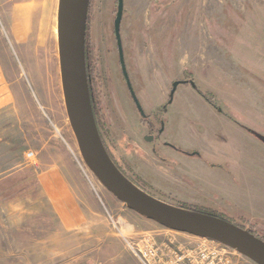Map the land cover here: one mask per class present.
Masks as SVG:
<instances>
[{"label":"rangeland","instance_id":"374dc122","mask_svg":"<svg viewBox=\"0 0 264 264\" xmlns=\"http://www.w3.org/2000/svg\"><path fill=\"white\" fill-rule=\"evenodd\" d=\"M151 1L123 0L120 36L144 113L155 114L154 128L165 121L159 152L179 174L154 157L155 144L143 141L148 129L118 63L116 0H94L88 21L89 89L103 147L121 174L133 185L139 178L140 190L155 200L174 208L210 209L237 223L246 218L264 235V0H215L211 13L195 9L193 0L184 11L173 8L161 18L149 10ZM58 2L0 0V61L15 95L14 115L5 121L11 131L9 154L0 173V264H139L126 242L143 239L178 256L196 248L215 253L197 264H255L220 244L166 229L128 210L87 169L64 104ZM201 33L219 55L213 54L219 70L205 61L209 50L202 54L196 48L203 43ZM188 47L193 56L201 55L200 63L207 62L188 69L196 87L214 95L221 113L184 86L162 116L152 112L182 78L173 75L178 55ZM149 48L154 61L149 54L146 62ZM195 57L190 63L197 64ZM163 142L199 156L174 152ZM56 175L71 183V215L74 209L84 217L54 210L49 195L57 191L55 183L46 184L47 195L40 199V185Z\"/></svg>","mask_w":264,"mask_h":264},{"label":"water","instance_id":"95a60500","mask_svg":"<svg viewBox=\"0 0 264 264\" xmlns=\"http://www.w3.org/2000/svg\"><path fill=\"white\" fill-rule=\"evenodd\" d=\"M89 0H59L57 37L66 115L83 163L96 180L136 214L166 229L196 236L264 264V242L234 224L211 216L170 207L145 194L121 174L107 155L92 112L85 66V36ZM123 0H117L113 30L127 86L138 110L123 64L120 24ZM178 83L173 84V91ZM172 91V93H173ZM142 113V112H141Z\"/></svg>","mask_w":264,"mask_h":264},{"label":"flooded vegetation","instance_id":"af4514ba","mask_svg":"<svg viewBox=\"0 0 264 264\" xmlns=\"http://www.w3.org/2000/svg\"><path fill=\"white\" fill-rule=\"evenodd\" d=\"M185 1L186 0H152L151 1V6L149 7V10L161 15L159 17V18H161L165 13L169 12L173 8H174L175 12L184 11V9L187 6V2H185ZM190 1L192 2L193 0H190ZM177 2H179L180 4L176 5ZM198 2H199V0H197V3ZM94 8H95L94 0H89V2H88V14H87L86 36H85V66H86V76H87L88 88L90 86L89 85V80H90L89 79V75H90V63L89 62L90 61H89V49H88V42H87V39H88L87 38V35H88V21H89V13L93 12ZM115 8H116V12H117V0H116V3H115ZM124 12H125V7H124V3H123V14H124ZM123 14H122V19H123V16H124ZM157 14H156V16H157ZM115 17H116V15H115ZM122 19H121V22H122ZM121 24H120V27H121ZM162 30H163V28L160 29V31H162ZM113 33H114V30H113ZM114 37H115V34H114ZM120 40H121V36H120ZM115 42H116V38H115ZM121 47H122V54H123V64H124L125 72H126V75H127V79L129 81L131 90L134 93V96H135V98H136V100L138 102V105H139L142 113L138 110L137 105L133 101V98L131 96L130 90H129L128 86H127V81H126V79L124 77V74H123V71H122V67H121V64H120L119 54H118V49H117V42H116V51H117V55H118V63H119V67H120V72H121L122 78L124 80L125 86H126V88L128 90V93L130 95V98H131V100H132V102H133V104L135 106V109L138 112V114H139V116H140V118L142 120L143 125L148 129V131H147L148 135L143 137V141H145L146 143H149V144L150 143L155 144V147L152 149V154L162 164L167 165V166L170 167L168 161L166 160V157L162 156L160 154V152H159V149H158L159 148V144L157 145V143L159 142L162 134L164 133L165 121L163 120V118L160 119L158 121V123H157V127L154 128V121H151V119L155 116V114L154 115H150V113H148V115H146L144 113L145 111L143 110V108L141 107V105L139 103V96H138L137 92H135V90L133 89V87L131 85V82H130V79L128 77L127 69H126V66H125V64L127 63V60L124 59V56L126 55V50H125V48H123L122 42H121ZM146 50L148 52L146 54L147 56H145L146 62H147V58H148L149 54L152 55V60L154 61L153 54L151 53L150 48L146 49ZM138 57H142V55H138L134 60L135 61H137V60L139 61ZM154 72H156V69L154 70ZM160 73L162 74V76L167 77L166 74L162 71V69H160ZM174 74H176V75L179 74V76H182V78L180 80L175 81V82L172 83V87H171V90L169 92L167 101L164 104H162L159 107H157L158 109H153L152 112H154L156 114H161V116H162L163 115V110L166 109V107L172 103V100H173V97H174V95H175V93L177 91V88L179 86H184V87L188 88L189 90H193L197 94V96H199L207 105H209L212 108V110L221 113L220 110L218 109V106L214 102V95L211 92L200 91L196 87L192 71H190V70H188L186 68V69H182L181 71H178V72L176 70V73H174ZM174 83H178V85L175 88V90L173 91V84ZM172 91H173V93H172ZM89 96H90V102H91V107H92V112H93V100H92V93L90 92V89H89ZM162 145L164 147H166V148H169V149L173 150L174 152L180 153V154L185 155V156H189V157L199 156V154L197 152H184V151L180 150L179 148H176L175 146H173V145H171V144H169L167 142H163ZM215 167H217V166H215ZM170 169H171L170 171L178 173V171L172 169L171 167H170ZM182 178L186 179L187 181H189L186 175H182ZM137 180H138L139 183L142 182L139 178H137Z\"/></svg>","mask_w":264,"mask_h":264},{"label":"crops","instance_id":"0c3cea01","mask_svg":"<svg viewBox=\"0 0 264 264\" xmlns=\"http://www.w3.org/2000/svg\"><path fill=\"white\" fill-rule=\"evenodd\" d=\"M214 1L215 0H199V2L196 4L197 7L195 9H197L198 11L201 10L202 12L203 11L205 12L207 10L211 13L212 11H210L211 9H209V5L213 4L212 2ZM190 3L191 1L190 2L188 1L186 7H189ZM201 34H202L201 36L204 37L202 38L203 43H199V45H196L197 46L196 48H200L201 50L200 52H202L203 54L204 48L209 50L211 47L210 45L204 43L206 39L209 40L208 36L204 33H201ZM186 50H187L186 52L185 51L181 52L183 54L178 55V58L176 60L177 61L176 62L177 72L181 71L182 69H186V68L187 69L196 68V67H199V64H204L207 62H209V64H211L213 67L219 70L218 64L220 60L219 58H216L217 60L213 58V54H215L216 57L217 56L219 57V55H217V52L214 51L213 49L209 50V53L207 52V54H209V57H207L209 59L205 60L207 62H202V63H200V61H203V58L201 57V55H195L196 57L193 56L191 47H188ZM194 57H195L197 64L190 63L192 59H194ZM175 75L176 74H174L173 76ZM14 96L15 95L13 93V89L11 85L8 84V82L6 81L5 70L0 61V173L4 172V166H5L4 159L6 156L8 157V154H9V151L7 150L6 141L9 138L8 136L9 134H11V131H9V129L6 128V125L8 126V124H5V121L13 117L14 115L13 114V112L15 111L14 110V107H15V97ZM48 183L56 184L55 189L57 191H53L52 194L49 195V200L52 203V206L57 213L64 214V217H84V215L81 212L76 211L74 209L72 210L73 216L71 215V205L73 204V201H71V198L74 199V194L71 195V183L69 181H66V179H63L59 175H56V178L53 177V181H49L47 183L43 181L39 189L40 199H42L45 196V194L47 195L48 191L46 189V184ZM62 193L64 196L61 197L60 194Z\"/></svg>","mask_w":264,"mask_h":264},{"label":"built area","instance_id":"2783aa9c","mask_svg":"<svg viewBox=\"0 0 264 264\" xmlns=\"http://www.w3.org/2000/svg\"><path fill=\"white\" fill-rule=\"evenodd\" d=\"M28 157L32 154L28 153ZM127 247L133 257L139 264H197L215 255L214 252H209L202 248H196L188 252L186 255H177L167 248L159 249L149 239L141 241H127Z\"/></svg>","mask_w":264,"mask_h":264},{"label":"trees","instance_id":"16d2710c","mask_svg":"<svg viewBox=\"0 0 264 264\" xmlns=\"http://www.w3.org/2000/svg\"><path fill=\"white\" fill-rule=\"evenodd\" d=\"M93 116H94V121H95L97 130H98L99 137L101 139L100 130H99L98 124H97L98 122L96 120L97 115H96L94 106H93ZM101 142H102V140H101ZM116 168L120 171V169L118 167H116ZM133 183H135V185L139 189L144 190L143 186L138 181H135ZM179 209H182V210H185V211H189V212H193V213H198V214L211 216V217H214V218H218L220 220H223V221H226L228 223L234 224V225H236L237 227H239L241 229H246V225H250V228L247 230L248 233L264 242V235H261V234H259L256 231V223H251L246 218H240V222L237 223V222H234L233 219L226 218L224 215L219 214L216 211H211L210 209H203V208H200V207L190 206V205H186V204H182Z\"/></svg>","mask_w":264,"mask_h":264},{"label":"bare ground","instance_id":"6f19581e","mask_svg":"<svg viewBox=\"0 0 264 264\" xmlns=\"http://www.w3.org/2000/svg\"><path fill=\"white\" fill-rule=\"evenodd\" d=\"M45 13V12H44Z\"/></svg>","mask_w":264,"mask_h":264}]
</instances>
